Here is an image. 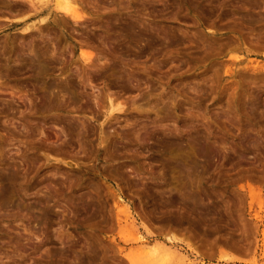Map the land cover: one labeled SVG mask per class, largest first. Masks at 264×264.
<instances>
[{
  "label": "rangeland",
  "instance_id": "rangeland-1",
  "mask_svg": "<svg viewBox=\"0 0 264 264\" xmlns=\"http://www.w3.org/2000/svg\"><path fill=\"white\" fill-rule=\"evenodd\" d=\"M0 264H264V0H0Z\"/></svg>",
  "mask_w": 264,
  "mask_h": 264
},
{
  "label": "bare ground",
  "instance_id": "bare-ground-1",
  "mask_svg": "<svg viewBox=\"0 0 264 264\" xmlns=\"http://www.w3.org/2000/svg\"><path fill=\"white\" fill-rule=\"evenodd\" d=\"M67 10V9H66Z\"/></svg>",
  "mask_w": 264,
  "mask_h": 264
}]
</instances>
